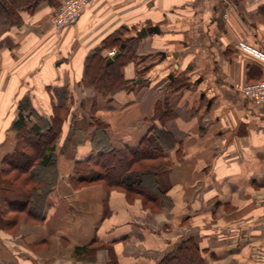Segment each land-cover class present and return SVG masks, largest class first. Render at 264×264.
<instances>
[{"label":"crops","instance_id":"obj_1","mask_svg":"<svg viewBox=\"0 0 264 264\" xmlns=\"http://www.w3.org/2000/svg\"><path fill=\"white\" fill-rule=\"evenodd\" d=\"M27 1L11 4L18 24H0V264H180L182 252L264 264V103L242 92L261 62L238 46L264 51V0H91L59 31L63 0ZM119 31L138 39L139 62L105 93L85 66L95 54L107 64L118 48L98 51ZM59 105L54 162L32 182L54 175L53 189L38 200L12 161L24 145L14 124L22 115L26 131H44ZM154 130L170 137L150 186L158 204L95 180L102 152L129 156Z\"/></svg>","mask_w":264,"mask_h":264},{"label":"trees","instance_id":"obj_2","mask_svg":"<svg viewBox=\"0 0 264 264\" xmlns=\"http://www.w3.org/2000/svg\"><path fill=\"white\" fill-rule=\"evenodd\" d=\"M24 0H0V24L10 25L18 24L20 18L17 14L16 9L11 4H19ZM26 1V0H25ZM39 0H28L26 4L30 8L38 3ZM23 5V6H24ZM123 31L116 32L108 36L102 42V48L98 51L99 53L103 48L117 47L122 51L121 55L115 63L110 65L106 64V58L99 54H95L90 57L85 66V82L89 86H92L96 90H103L105 93H115L123 88V84L116 85L118 80H122L121 68L123 63L121 60L124 59L125 52H131L132 47L137 44V38L123 39ZM124 44V47L122 45ZM124 82V79H123ZM54 110V114L50 119V124L41 130L40 127L34 126L32 130L26 131L25 118L20 115L14 124V129L19 132L20 137L24 140V145L16 146V152L12 161L19 166L21 172L24 175L18 176L22 178L23 185L30 189L29 194L31 197H35L38 191H42L38 196L39 199H46L47 195L53 189V184L48 182L34 184L35 174L33 173V167L36 165H42L51 163L53 164L54 157L52 153L55 150L54 142L61 133V124L65 117L61 116L59 111H63L64 106H57ZM62 107V108H61ZM161 134V135H160ZM167 134H162L156 130L146 136L140 146L135 150L129 151V156L125 152H114L105 151L102 152V158L105 159L107 165L104 166L100 171V175L95 179L104 181L106 186H121L131 187L135 189V192L140 196L145 204L154 205L158 204L156 194H153L151 189L152 175L156 173L159 166L163 164V152L165 149L164 144H160V139L166 141ZM170 138V137H169ZM158 140V141H157ZM49 153L47 155L46 153ZM128 172V176L126 173ZM125 174V175H124ZM15 181V179H14ZM32 186V189L30 188ZM41 198V199H40ZM161 203V201H159ZM162 205V204H160ZM18 208L16 212H21L26 206H13ZM95 247L94 249H96ZM88 247L84 248L86 251ZM79 252V250H78ZM184 254V255H183ZM186 253L182 252V257L185 258ZM187 257V256H186ZM168 260V259H166ZM169 261V260H168ZM164 264H171L170 261ZM188 264H200L199 259L192 256V259L187 260Z\"/></svg>","mask_w":264,"mask_h":264},{"label":"built area","instance_id":"obj_3","mask_svg":"<svg viewBox=\"0 0 264 264\" xmlns=\"http://www.w3.org/2000/svg\"><path fill=\"white\" fill-rule=\"evenodd\" d=\"M90 1L91 0H63L52 19L54 28L59 31L65 27L76 24L83 8L90 3ZM238 46L261 62L260 79L255 83L245 85L242 88V92L256 103H264V51L243 41H240ZM113 53L114 50L110 51V55Z\"/></svg>","mask_w":264,"mask_h":264},{"label":"rangeland","instance_id":"obj_4","mask_svg":"<svg viewBox=\"0 0 264 264\" xmlns=\"http://www.w3.org/2000/svg\"><path fill=\"white\" fill-rule=\"evenodd\" d=\"M136 46V45H135ZM132 49H133V47H132ZM110 56V55H109ZM134 61V62H139V60H138V57H137V55H136V53L134 52V50H132L131 52H125V56H124V59H122L121 61L122 62H125V64H128L129 63V61ZM86 84H87V82H86ZM68 99V98H67ZM73 102V101H72ZM63 103V102H62ZM65 104H66V106H68V105H70L71 104V102H70V100L69 101H67V102H65ZM25 144V143H24ZM33 173L35 174L36 173V176L37 177H39L40 176V172H41V170L38 168V167H36L35 169L33 168ZM48 171H54V167L52 168L51 167V169L50 170H48ZM47 171V172H48ZM48 173H51L52 174V172H48ZM53 175V174H52ZM53 178H54V175H53V177H51V178H49L50 179V182L53 180ZM135 196H138V195H135ZM189 257H191V258H189V259H192V256H189ZM183 259H181L180 261H182ZM180 261H179V263H180ZM182 264H187V259L186 260H183L182 262H181ZM180 263V264H181ZM178 264V263H177Z\"/></svg>","mask_w":264,"mask_h":264},{"label":"water","instance_id":"obj_5","mask_svg":"<svg viewBox=\"0 0 264 264\" xmlns=\"http://www.w3.org/2000/svg\"><path fill=\"white\" fill-rule=\"evenodd\" d=\"M155 31L156 32H159V30H158L157 27H150L148 29H143L139 33V35H143L144 36V35H147L148 32H155ZM122 47H124V44L122 45ZM121 53H122V51L120 49L115 50L114 54L107 59V64H110L111 62H113L114 60H116L120 56Z\"/></svg>","mask_w":264,"mask_h":264}]
</instances>
